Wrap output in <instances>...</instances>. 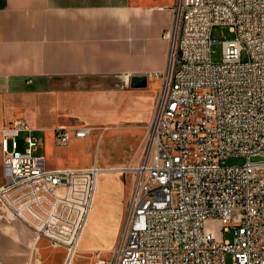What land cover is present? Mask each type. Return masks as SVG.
<instances>
[{"label": "built area", "instance_id": "1", "mask_svg": "<svg viewBox=\"0 0 264 264\" xmlns=\"http://www.w3.org/2000/svg\"><path fill=\"white\" fill-rule=\"evenodd\" d=\"M169 8L167 63L141 146L121 167L130 187L107 258L73 263L101 168L49 169L24 119L0 128V205L36 238L63 246L64 264H226L227 253L231 264H264V0H173ZM214 26L233 33L218 61ZM90 133L57 127L53 142ZM230 157L244 162L227 164Z\"/></svg>", "mask_w": 264, "mask_h": 264}, {"label": "crops", "instance_id": "2", "mask_svg": "<svg viewBox=\"0 0 264 264\" xmlns=\"http://www.w3.org/2000/svg\"><path fill=\"white\" fill-rule=\"evenodd\" d=\"M172 2L0 0V128L24 119L39 141L35 132H48L51 144L41 152L49 169L121 168L140 148L152 117ZM78 126L98 130L97 143L71 136L54 144L55 128Z\"/></svg>", "mask_w": 264, "mask_h": 264}, {"label": "rangeland", "instance_id": "3", "mask_svg": "<svg viewBox=\"0 0 264 264\" xmlns=\"http://www.w3.org/2000/svg\"><path fill=\"white\" fill-rule=\"evenodd\" d=\"M233 33L228 27L214 26L211 30L212 59L220 60L222 56L221 41L224 38H231ZM156 85L158 80L154 79ZM79 127V126H78ZM100 132L91 128L90 135L85 141L97 143ZM25 132H20L16 137L18 149L25 147ZM35 135L42 140L37 153L46 151L51 144L48 132L37 131ZM40 140V141H41ZM81 148L84 145H80ZM89 148V147H86ZM93 158L91 162H93ZM244 158L230 157L227 164H241ZM100 167V166H99ZM101 168V167H100ZM102 171L97 177V187L92 204L91 212L88 218L87 226L79 242L77 250L73 255V263L79 261L93 262L99 258H107L110 255V248L113 246L116 237L119 234L122 220L124 218V205L130 187L129 176L121 168L108 172V168H101ZM55 195L62 196L63 190L58 188ZM121 218L114 216V208ZM119 210V211H118ZM119 216V215H118ZM225 239L233 238L232 231L224 232ZM40 240H46L47 246L41 247ZM0 256L5 264H57L54 260L63 258V264L66 258V250L61 245H54L44 237L36 238V233L23 222L14 219L0 205ZM225 263H232V255H225Z\"/></svg>", "mask_w": 264, "mask_h": 264}, {"label": "water", "instance_id": "4", "mask_svg": "<svg viewBox=\"0 0 264 264\" xmlns=\"http://www.w3.org/2000/svg\"><path fill=\"white\" fill-rule=\"evenodd\" d=\"M140 80V79H139ZM133 81H134V78H132V84H136V85H142L143 83L142 82H140V81H138V82H135V83H133Z\"/></svg>", "mask_w": 264, "mask_h": 264}]
</instances>
